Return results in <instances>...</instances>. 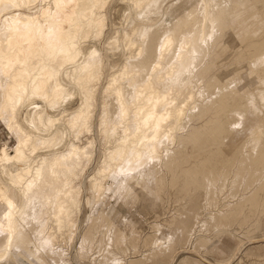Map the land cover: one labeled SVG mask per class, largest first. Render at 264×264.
I'll list each match as a JSON object with an SVG mask.
<instances>
[{"label": "bare ground", "instance_id": "obj_1", "mask_svg": "<svg viewBox=\"0 0 264 264\" xmlns=\"http://www.w3.org/2000/svg\"><path fill=\"white\" fill-rule=\"evenodd\" d=\"M38 1L40 4L37 5ZM141 2L145 3L142 4L145 9L140 5ZM151 2L152 0H128L127 4L129 11L134 5H137L138 10L142 8L140 12L135 10L139 13L132 14L134 18L135 15L142 18L146 16L145 13L150 12L148 6ZM104 3L105 0H0V117L6 122L8 129H14L12 133L17 140L12 151H8L6 145L0 148V264L12 263L9 259L12 250L23 252L33 264H65V253L63 248L58 246L60 243L56 244L57 248L51 246L52 234L54 241L56 233L65 237L68 233L64 231H70L74 224L72 216L75 215L74 210L79 207L81 188L74 180L78 171L82 170L80 168L83 161L91 153L94 139L88 142L90 139L87 138L88 144L84 146L71 141L69 144L66 141L67 146H62L64 134L72 135L74 140L79 138L80 133L88 129L90 118L86 109L80 106L68 114L69 119L64 120L66 117L62 116L65 114L63 112L71 108L66 107L68 102L75 97L80 98L78 95L82 94L89 103L90 94L94 92H90L92 89L89 90L85 85L98 73L99 50L97 51L95 46H88L85 41L91 37L96 39L103 32L105 24L101 10ZM23 8L35 11L28 13L22 11ZM10 9L12 10L9 11ZM159 9L156 7L155 10ZM195 12L197 15L200 13L197 9ZM206 12L203 8L202 14H199L201 24L196 40L191 37L197 21L191 25V29L182 31L181 40L176 42L173 49L170 46L176 41L175 30L163 32L146 79L138 82L134 78L126 77L127 86L132 87L130 97H125L122 93L121 84L115 74L110 78L105 91L115 95L117 111L113 119L107 118L102 112L104 117L101 119L100 132L105 140H112L113 147L105 148L104 145L103 166L98 167L95 174L89 178V189L94 195V200H98L93 214L108 195L102 190V180L107 177L108 172L111 174L114 170L117 173L125 171L134 175L141 168L144 170L140 172L144 173L142 179L153 183L158 166L170 161L181 146V136L192 132L193 128L204 126L203 134L199 135L198 131L195 133V137H199L198 142H202L220 122H217L216 113L221 112L225 113V120L231 118L227 138L233 132L236 142L234 144L239 145L235 164L241 172L240 183H246L247 187H254L253 183L260 181L264 183V161L262 159L259 162L261 151L264 149V90L254 86L257 96L251 88L243 91L234 86L235 83L244 84L241 80H230V86L234 88H220L221 93L226 92V95L222 96L221 103L218 104L219 109H209V88L218 73L235 69L236 58L230 57L217 66L207 64L206 60L209 58L217 60L219 57L216 49L222 38L215 40L217 31H207L206 20L209 14ZM241 16L244 17L245 24L248 16ZM249 23L250 21L240 28ZM228 26L232 35L234 28L231 18L228 20ZM251 30L258 33L256 28ZM121 33L117 30L116 36L108 44L113 45L114 42L124 39ZM262 33L264 34V31ZM227 34L224 35L225 38L229 36ZM237 35L245 36L244 29ZM184 39L185 42L182 43ZM254 40L256 39L253 35L245 36L241 44H245L247 48ZM250 62L255 67L264 65V49L250 59ZM172 64H177L173 73L170 72ZM127 67L129 70L125 74L129 76L139 70L137 64L127 63ZM199 75L202 76L200 87L206 88L207 91L199 87V81L196 82L197 88L194 85ZM259 83L264 84V74ZM190 94L196 96L195 102L186 112L185 125L177 132L175 129L185 113L182 103ZM92 96L93 94L91 98ZM256 96L261 101V106L256 103ZM197 105L203 107L200 113H197ZM86 108H90V105ZM248 115L250 117L246 118ZM206 125L209 127L206 128ZM117 127L121 128L120 135H117ZM207 170L205 179L211 183L217 174L212 171L211 166L207 167ZM156 189L157 185H150L148 195L151 196L152 191ZM233 208L234 204L229 203L228 209ZM214 212L220 220L223 212ZM167 226L164 224V237L176 238L179 230ZM65 238L67 239V236ZM82 244L78 246L79 254L84 251ZM107 260L112 262L111 258Z\"/></svg>", "mask_w": 264, "mask_h": 264}, {"label": "rangeland", "instance_id": "obj_2", "mask_svg": "<svg viewBox=\"0 0 264 264\" xmlns=\"http://www.w3.org/2000/svg\"><path fill=\"white\" fill-rule=\"evenodd\" d=\"M127 1L105 0L101 10V14L104 16V30L100 36L95 37L96 39L91 37L92 39L87 38L85 41L88 46H95L97 51L99 50L97 52V58L100 61L98 73L95 78H90L85 85L89 90L92 89L90 92H94L89 93V103L84 95L81 96L82 94L78 95L80 98L75 97L68 102L66 107L72 109L63 112L65 114L62 117H66L64 120L69 119L71 111L80 106L86 109L85 111L91 119L88 118V129H84L86 132L80 133L79 138L74 140L72 135L64 134L62 146H67L71 142L84 146L88 144L86 143L88 139H90L88 142L94 140L91 144V153L88 155V159L83 161V166L80 168L82 170L78 171V176L74 180L77 185H81L79 207L74 210L75 215L72 216L74 224L70 231L68 229L64 231L68 235H65L62 230L67 239L61 236L63 234L56 233V241H54L52 234L51 246L57 248L56 244L60 243L58 246L63 248L65 253L63 256L65 264H114V262L117 264H264V183L263 181L253 183L254 187H247L246 183H240L241 172L238 165L235 164L239 154V145L236 146L238 143L234 144L236 142L233 139V132L227 138V132L230 130L228 123L231 118L225 120L224 112L216 113L217 122H220L210 131V136L204 138L202 142H198L199 137H195V133L198 131L199 135L203 134L204 126L193 128L192 132L181 136V146L175 151L170 161H165L158 166L155 174L157 176L153 183L142 179L144 173L140 172L144 170L141 168L136 172L137 176L125 171L117 173L115 170L113 172L106 170L111 171V174L106 172L107 177L102 176L104 178L102 190L108 195L104 198L100 208L93 214L98 200H94V195L89 189V178L95 174L98 167L103 166L104 149L102 148L104 145L105 148L113 147L112 140H105L100 132L101 119L104 117V113L107 118L113 119L117 111L115 95L110 91H105V87L112 75L115 74L121 84L122 93L125 97H130L132 87L127 86L126 77L134 78L138 82L146 79L149 67L155 60L157 44L165 30H175L176 32V41H173L170 46L173 49L176 42L181 40L182 31L191 29V25L197 21L191 37L196 40L201 24L199 14L201 15L202 9L205 8L206 14H209L206 20L207 31H217L218 36L215 40L223 39L216 49L219 57L217 60L209 58L206 60L207 64L217 66L230 57L236 58L235 71L218 73V77L216 76L208 90L211 94L209 97L210 110L218 108L222 96L226 95V92L221 93L222 89L220 88L227 87L228 90H232L234 86H238L243 91L251 88L250 90H253L254 95L257 96L255 88L264 90V84L259 83L264 74V65L255 67V65H251V62L249 63L250 59L259 55L264 49V34L262 33L264 31V0H152L148 6L150 12L145 13L146 16L142 18H138L136 15L134 18L132 15L142 8L138 10L137 5H134L129 11ZM144 2H141L140 5H145L146 2ZM38 4L40 1L37 2ZM140 5L138 4L139 7ZM144 5L143 9H145ZM156 7L160 8L159 11L155 10ZM195 9L200 11L198 15ZM22 11L31 13L35 10L23 8ZM243 14L248 16L246 23L249 21L250 23L246 27L240 28L241 25H246L243 23L244 17L241 16ZM230 18L235 29L232 28V35L228 26ZM255 28L258 29V33L251 30H255ZM243 29L245 36L253 35L256 39L253 41L254 44L253 42L249 43L247 48L245 44H241L245 36L237 35ZM117 30L122 32L121 36L124 35L122 36L124 39L109 45L108 42L114 39ZM123 33L127 35L125 36ZM226 34L229 36L225 38ZM260 41L262 45L259 44ZM181 42L184 43L185 39ZM258 50L260 51L257 52ZM127 63L137 64L139 70L131 76L125 74L129 70ZM176 67L177 64H172L170 72L173 73ZM201 75L203 76V74ZM201 75L194 82L195 86L198 83L200 87ZM230 80H241L244 84L235 83L232 87ZM194 85L193 88H195ZM254 86L255 88H253ZM200 88L207 91L202 86ZM193 95L190 94L182 103L185 113L181 123L175 129L177 132H180L182 126L185 125L186 112L195 102L196 96ZM257 96L255 101L261 106V101ZM85 100L90 108H86L89 106L88 104L87 106L83 104ZM197 106V113H200L203 107ZM102 112H104L103 115ZM248 117L250 115L246 116V118ZM6 125V122L0 117V148L6 145L8 151H12L17 140L12 133L14 129L10 130ZM208 127L206 125V128ZM121 133V128L117 127V135ZM69 138L70 140H67ZM103 140H105L104 143H102ZM261 152L262 156H260L259 162L262 159L264 161V149ZM141 158L144 157L141 156ZM236 165L237 167H235ZM209 166L218 175V177L214 176L216 180L213 178L211 183L205 179ZM139 175L140 178H138ZM120 176L121 178H119ZM115 181H119V183ZM150 185H157V189L152 191L151 196L148 195ZM229 203L234 204L233 210L228 209ZM216 210L223 212L222 220L216 217L214 212ZM100 212L102 213L100 214ZM98 223L99 225H97ZM164 224L169 228H177L180 232L179 235L177 234L173 239L164 237L162 234ZM81 244L84 250L82 252H85L86 255L82 252L79 254L78 246ZM108 258L112 259L111 263L107 262ZM9 259L12 261L11 264H33L21 251L12 250Z\"/></svg>", "mask_w": 264, "mask_h": 264}]
</instances>
